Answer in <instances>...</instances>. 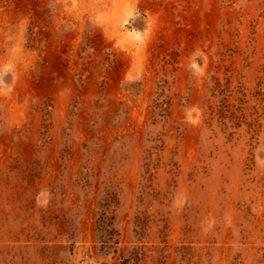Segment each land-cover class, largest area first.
Here are the masks:
<instances>
[{
  "label": "rangeland",
  "instance_id": "obj_1",
  "mask_svg": "<svg viewBox=\"0 0 264 264\" xmlns=\"http://www.w3.org/2000/svg\"><path fill=\"white\" fill-rule=\"evenodd\" d=\"M0 264H264V0H0Z\"/></svg>",
  "mask_w": 264,
  "mask_h": 264
}]
</instances>
